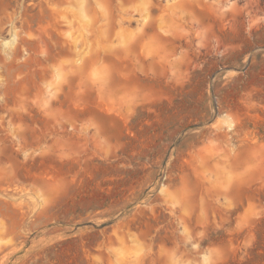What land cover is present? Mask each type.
I'll list each match as a JSON object with an SVG mask.
<instances>
[{
	"label": "rangeland",
	"instance_id": "rangeland-1",
	"mask_svg": "<svg viewBox=\"0 0 264 264\" xmlns=\"http://www.w3.org/2000/svg\"><path fill=\"white\" fill-rule=\"evenodd\" d=\"M0 264H264V0H0Z\"/></svg>",
	"mask_w": 264,
	"mask_h": 264
}]
</instances>
